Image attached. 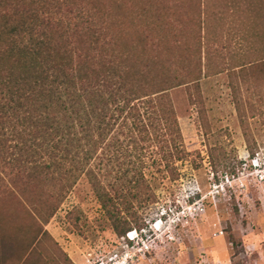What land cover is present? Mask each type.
I'll return each instance as SVG.
<instances>
[{
  "label": "trees",
  "instance_id": "obj_1",
  "mask_svg": "<svg viewBox=\"0 0 264 264\" xmlns=\"http://www.w3.org/2000/svg\"><path fill=\"white\" fill-rule=\"evenodd\" d=\"M165 1L0 0V189L42 221L85 175L124 236L158 173L176 179L190 160L170 92L189 81L172 75Z\"/></svg>",
  "mask_w": 264,
  "mask_h": 264
},
{
  "label": "rangeland",
  "instance_id": "obj_2",
  "mask_svg": "<svg viewBox=\"0 0 264 264\" xmlns=\"http://www.w3.org/2000/svg\"><path fill=\"white\" fill-rule=\"evenodd\" d=\"M166 2L172 75L189 81L170 92L190 160L176 179L158 173L154 199L129 207L124 236L85 175L46 222L0 189V264H264V0Z\"/></svg>",
  "mask_w": 264,
  "mask_h": 264
},
{
  "label": "crops",
  "instance_id": "obj_3",
  "mask_svg": "<svg viewBox=\"0 0 264 264\" xmlns=\"http://www.w3.org/2000/svg\"><path fill=\"white\" fill-rule=\"evenodd\" d=\"M245 3V2H243ZM246 16L247 13H245L244 11H242L240 14H238L237 16V25H236V32L239 33V36L237 37V39H241V37L243 36L242 32L244 31V25L245 23H249L246 22Z\"/></svg>",
  "mask_w": 264,
  "mask_h": 264
},
{
  "label": "built area",
  "instance_id": "obj_4",
  "mask_svg": "<svg viewBox=\"0 0 264 264\" xmlns=\"http://www.w3.org/2000/svg\"><path fill=\"white\" fill-rule=\"evenodd\" d=\"M131 239H135V238H133V237H130Z\"/></svg>",
  "mask_w": 264,
  "mask_h": 264
}]
</instances>
